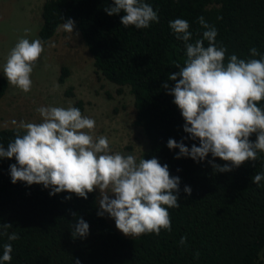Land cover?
Listing matches in <instances>:
<instances>
[{
	"label": "trees",
	"instance_id": "trees-1",
	"mask_svg": "<svg viewBox=\"0 0 264 264\" xmlns=\"http://www.w3.org/2000/svg\"><path fill=\"white\" fill-rule=\"evenodd\" d=\"M157 12L159 21L148 28H125L120 17L104 11L112 0H45L42 21L37 34L48 41L63 20L71 18L99 74L118 86L117 92L128 87L134 97V124L142 129L148 149L141 157L157 158L167 164L172 176L180 177L179 204L169 209L172 230L128 237L119 233L106 219L97 215L96 192L88 199L67 192L50 196L43 185L11 182L9 166L13 159H0V225L16 232L19 239L11 243L12 260L8 264H262L264 251V180L252 183L256 173L264 172V153L255 162L248 161L230 172H216L208 161L175 156L167 141L183 139L190 148L198 141L186 139L184 120L173 103L174 97L162 85L178 71L173 62L183 64L184 42L169 27L177 18L189 21L192 41L202 38L198 17L217 29V46L227 49V57L235 54L251 59L255 47L264 55V0H145ZM63 18V20L61 19ZM207 46L208 42H204ZM68 75L61 68L60 81ZM8 88L0 76V98ZM68 94H72L70 89ZM81 101L77 102L79 106ZM264 107V101L260 103ZM15 127L0 129V144L5 147L14 139ZM250 139L255 141L253 134ZM215 163L226 162L216 158ZM179 169V171H178ZM192 189L191 195L183 191ZM71 195L70 200L65 197ZM76 213L72 216L71 213ZM82 217L89 224L86 237L73 238V225ZM0 231H4L0 228ZM181 237L187 242L181 245ZM197 253L199 254L197 257Z\"/></svg>",
	"mask_w": 264,
	"mask_h": 264
},
{
	"label": "clouds",
	"instance_id": "clouds-1",
	"mask_svg": "<svg viewBox=\"0 0 264 264\" xmlns=\"http://www.w3.org/2000/svg\"><path fill=\"white\" fill-rule=\"evenodd\" d=\"M107 15H118L127 28L145 29L159 17L145 0H112L104 9ZM63 20V18H61ZM58 26V31L72 33L75 21L71 18ZM202 38L192 41L189 21L177 18L169 21V27L178 40L184 42L186 58L183 64L173 62L178 71L167 79L175 82L162 87L173 96L184 120L186 139L198 141L189 148L182 139L179 143L170 138L167 147L179 149L175 156L190 157L196 162L208 161L216 172H230L264 153V55L251 48V59H241L227 49L217 46V29L198 17ZM30 29H25L27 35ZM208 44L205 46L204 42ZM54 46V45H50ZM44 52L40 39L20 38L10 50L3 64V75L8 84L28 93L31 91L33 69ZM41 122H17L15 136L7 146L0 144V159H13L9 166L11 182L39 184L50 189L49 195L67 192L88 199V194L99 190L98 216L105 213L114 219L116 228L128 237L144 234L159 235L161 230L171 231L169 209L180 206V177L172 176L167 164L153 157L139 160L132 155L113 153L106 136L94 137L96 121L82 115L77 107L41 106L36 109ZM255 134L256 139L250 137ZM219 158L226 163H215ZM179 171V169H178ZM264 172L256 173L252 183L259 185ZM189 196L192 189L185 186ZM71 199V195L65 197ZM76 216V213H71ZM11 224L0 225L8 241L18 240L16 232L9 234ZM89 224L79 217L73 225L72 236L86 237ZM187 242L181 237L180 244ZM11 243L3 245L0 264L12 260ZM197 253V257H198ZM75 264H80L79 260Z\"/></svg>",
	"mask_w": 264,
	"mask_h": 264
},
{
	"label": "rangeland",
	"instance_id": "rangeland-1",
	"mask_svg": "<svg viewBox=\"0 0 264 264\" xmlns=\"http://www.w3.org/2000/svg\"><path fill=\"white\" fill-rule=\"evenodd\" d=\"M44 1L0 0V76L5 77L3 64L20 38L30 41L39 39L37 31L42 21ZM25 29H30L27 35ZM62 67L68 69L64 81L59 80ZM31 79L32 87L28 93L8 84L0 98V129L15 127L13 120L41 122L40 114L36 111L41 106H72L96 121L94 137L106 136L113 153L132 154L139 160L147 151L146 136L134 124L133 95L126 86L122 92H117V85L96 72L92 56L76 25L73 34L57 30L44 42V52L33 69ZM69 89L72 94L67 93ZM78 101H81L79 106ZM95 192L98 202L100 193L99 190ZM104 216L121 233L114 219L107 213ZM260 259L264 264V251Z\"/></svg>",
	"mask_w": 264,
	"mask_h": 264
}]
</instances>
